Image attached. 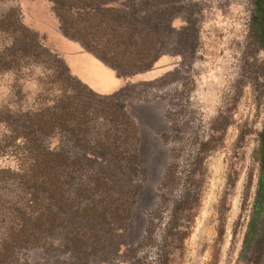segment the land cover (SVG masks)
Listing matches in <instances>:
<instances>
[{
    "label": "trees",
    "instance_id": "1",
    "mask_svg": "<svg viewBox=\"0 0 264 264\" xmlns=\"http://www.w3.org/2000/svg\"><path fill=\"white\" fill-rule=\"evenodd\" d=\"M49 1L64 34L122 76L151 70L169 54L175 40L173 0ZM246 32L243 53L254 60L255 100L260 107L264 106L263 33L252 21ZM0 36H4L0 152L16 163L0 172V188L5 191L0 192V264H11L12 256L23 249L48 251L49 264H144L139 254L146 245L157 246L156 222L163 213L161 205L149 213L143 239L128 245L147 173L139 159L135 121L122 103L98 96L73 77L63 61L42 45L39 35L23 24L16 9L1 15ZM31 80L38 89L33 104L26 91ZM58 133L77 149L75 153L50 148L45 139ZM252 138L257 142L254 160L262 171L245 251L254 244V264H264V237L258 239L262 219L257 215L264 201V129L243 130L236 150L244 155ZM209 143H202L201 155L211 151ZM175 169L171 165L167 170L161 189L178 185ZM194 188L189 185L182 199L175 201L164 245L157 246L159 256L148 264H164L166 249L189 237L199 205Z\"/></svg>",
    "mask_w": 264,
    "mask_h": 264
},
{
    "label": "rangeland",
    "instance_id": "2",
    "mask_svg": "<svg viewBox=\"0 0 264 264\" xmlns=\"http://www.w3.org/2000/svg\"><path fill=\"white\" fill-rule=\"evenodd\" d=\"M173 1L175 40L169 54L151 70L130 76L66 36L49 0H0V17L16 9L23 24L73 77L98 96L122 103L135 121L139 159L147 173L127 235L129 246L141 242L148 214L160 205L163 218L156 222L154 236L157 246L164 245L172 206L192 185L198 188L194 195L199 205L191 233L182 244L166 249L164 264H254V244L247 252L245 246L259 182L257 142L252 138L244 155L236 150L243 130L264 127V106L255 100L254 60L243 53L250 0ZM3 41L0 36V52ZM159 81V86H150ZM28 87L33 104L38 95L34 80ZM45 141L52 150L77 151L60 133ZM208 142L211 151L201 155L202 143ZM15 165L0 152V172ZM171 165L180 182L161 189ZM157 246L141 250L144 264L157 260ZM48 255L23 249L10 263L49 264Z\"/></svg>",
    "mask_w": 264,
    "mask_h": 264
},
{
    "label": "flooded vegetation",
    "instance_id": "3",
    "mask_svg": "<svg viewBox=\"0 0 264 264\" xmlns=\"http://www.w3.org/2000/svg\"><path fill=\"white\" fill-rule=\"evenodd\" d=\"M249 7H250V10L248 11V22L252 21V23L255 24L257 29L260 30V33H263L262 37L264 40V0H250ZM257 165L259 164L257 163ZM260 170L262 171L261 167L258 166V172H259L258 177H260V174H261ZM261 189L263 190V188ZM263 196H264V193L261 194L262 198ZM257 215L258 217L260 216L262 219V222L259 226L260 230H259V236H258V239H262L264 237V201L261 204V206H259V211Z\"/></svg>",
    "mask_w": 264,
    "mask_h": 264
},
{
    "label": "crops",
    "instance_id": "4",
    "mask_svg": "<svg viewBox=\"0 0 264 264\" xmlns=\"http://www.w3.org/2000/svg\"><path fill=\"white\" fill-rule=\"evenodd\" d=\"M96 86V85H95ZM97 87V86H96Z\"/></svg>",
    "mask_w": 264,
    "mask_h": 264
}]
</instances>
